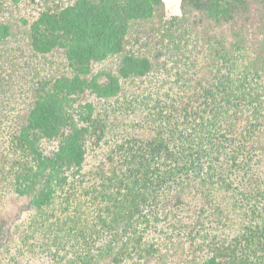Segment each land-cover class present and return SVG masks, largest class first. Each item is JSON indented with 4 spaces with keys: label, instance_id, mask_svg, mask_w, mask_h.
Here are the masks:
<instances>
[{
    "label": "trees",
    "instance_id": "16d2710c",
    "mask_svg": "<svg viewBox=\"0 0 264 264\" xmlns=\"http://www.w3.org/2000/svg\"><path fill=\"white\" fill-rule=\"evenodd\" d=\"M0 125V264H264V0H0Z\"/></svg>",
    "mask_w": 264,
    "mask_h": 264
},
{
    "label": "rangeland",
    "instance_id": "374dc122",
    "mask_svg": "<svg viewBox=\"0 0 264 264\" xmlns=\"http://www.w3.org/2000/svg\"><path fill=\"white\" fill-rule=\"evenodd\" d=\"M180 2L181 0H165L167 13L169 16L177 15L180 13ZM3 133H4L3 128L0 125V140L2 141L6 139ZM7 199H8L7 201L9 202V206L5 214H3V217L14 216L18 212L20 206L25 203V200H17L16 198L13 197L12 198L8 197Z\"/></svg>",
    "mask_w": 264,
    "mask_h": 264
}]
</instances>
